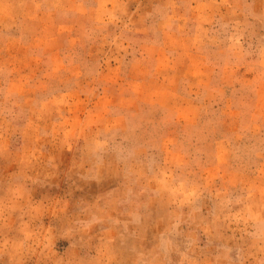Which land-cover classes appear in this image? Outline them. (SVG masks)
Returning a JSON list of instances; mask_svg holds the SVG:
<instances>
[{
  "label": "rangeland",
  "instance_id": "374dc122",
  "mask_svg": "<svg viewBox=\"0 0 264 264\" xmlns=\"http://www.w3.org/2000/svg\"><path fill=\"white\" fill-rule=\"evenodd\" d=\"M0 264H264V0H0Z\"/></svg>",
  "mask_w": 264,
  "mask_h": 264
}]
</instances>
